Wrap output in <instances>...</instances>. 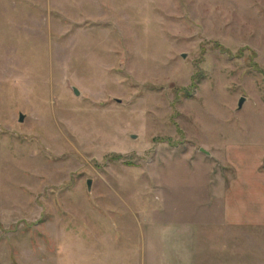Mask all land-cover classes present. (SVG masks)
I'll list each match as a JSON object with an SVG mask.
<instances>
[{"label": "rangeland", "instance_id": "374dc122", "mask_svg": "<svg viewBox=\"0 0 264 264\" xmlns=\"http://www.w3.org/2000/svg\"><path fill=\"white\" fill-rule=\"evenodd\" d=\"M249 147L264 0H0V264H264L223 220Z\"/></svg>", "mask_w": 264, "mask_h": 264}, {"label": "crops", "instance_id": "0c3cea01", "mask_svg": "<svg viewBox=\"0 0 264 264\" xmlns=\"http://www.w3.org/2000/svg\"><path fill=\"white\" fill-rule=\"evenodd\" d=\"M251 147V146H250ZM250 153L235 154L234 150L226 151V159L233 170L229 189L222 201L224 224L230 226L264 227V149L250 148ZM249 154V155H248ZM185 224L194 223L191 221ZM138 257L125 264H144L146 251H120ZM159 257L157 264H185L181 258L173 257L174 251H152ZM151 252V253H152Z\"/></svg>", "mask_w": 264, "mask_h": 264}, {"label": "water", "instance_id": "95a60500", "mask_svg": "<svg viewBox=\"0 0 264 264\" xmlns=\"http://www.w3.org/2000/svg\"><path fill=\"white\" fill-rule=\"evenodd\" d=\"M73 92H74L75 95H78V93H77V91H76L75 89L73 90ZM243 100H244V99H240V100H239V102H238V106H237L238 109H241V107H242V103H243ZM22 120H23V116H22V115H19V122H22ZM132 138H133V137H132ZM202 152H203V151H202ZM86 186H87V189L89 190V189H90V181H89V180L86 182Z\"/></svg>", "mask_w": 264, "mask_h": 264}]
</instances>
